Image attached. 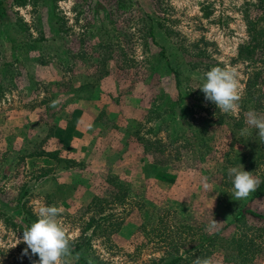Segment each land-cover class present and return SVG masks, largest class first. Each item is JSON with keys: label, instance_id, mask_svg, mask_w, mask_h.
Masks as SVG:
<instances>
[{"label": "rangeland", "instance_id": "1", "mask_svg": "<svg viewBox=\"0 0 264 264\" xmlns=\"http://www.w3.org/2000/svg\"><path fill=\"white\" fill-rule=\"evenodd\" d=\"M0 8V264H27L22 220L31 225L42 206L59 207L69 240L90 236L84 256L106 264H162L233 210L264 215V198L235 200L220 173L245 156V171L264 174V160L254 168L263 144L245 123L249 111L264 114V51L238 55L249 25L264 27V0H0ZM206 64L238 73L237 113L205 100ZM181 103L185 117L174 118ZM144 139L161 140L154 146L165 152L146 155ZM14 207L11 229L2 219ZM232 233L212 264H234L223 251ZM251 264H264V253Z\"/></svg>", "mask_w": 264, "mask_h": 264}, {"label": "trees", "instance_id": "2", "mask_svg": "<svg viewBox=\"0 0 264 264\" xmlns=\"http://www.w3.org/2000/svg\"><path fill=\"white\" fill-rule=\"evenodd\" d=\"M24 0H16V3L23 2ZM50 1H61V0H50ZM4 15V10L0 8V18ZM1 21V19H0ZM1 23V22H0ZM249 35H250V41L245 43L243 46L239 49V57L244 58V56L247 59H253L256 51H264V27L263 26H256L254 24L249 25ZM207 58L203 57V63L204 60ZM198 61V60H197ZM199 62H196L194 59L189 60L188 64L189 66L194 69L197 67ZM201 63V62H200ZM209 64H206L203 66V72L210 70ZM173 73L175 82L178 83V73L174 70H171ZM88 87L87 85H84L80 87V89H85ZM180 102L182 99L180 98ZM181 108L177 106V109L179 110V113L174 115L175 110L173 112H170L171 116H174V118L182 119L185 117V107H183V104L181 103ZM222 117V116H220ZM222 118L219 120V123L222 122ZM167 134L168 130H165ZM170 138V134L168 135ZM159 141V142H157ZM161 140H154V142H151V139H144L143 140V146L145 147L146 155H154V153L159 152L160 154H163L165 152L164 145L161 146H154L156 144H160ZM153 149V152H152ZM245 156L240 158L239 160L235 161L237 164H233L232 162H229V160H226V166H223L222 169H220V173L224 172L223 174H228V169L230 167H239L240 164L245 163ZM264 160V144L260 148L259 153L257 154L255 158V165H259V162ZM156 162V161H155ZM160 163V162H159ZM112 176H108L105 182H111ZM231 179V178H230ZM259 179L261 181L259 187L255 192H252L250 194V200L258 199V198H264V174L259 175ZM120 180V179H119ZM124 181V180H122ZM231 183V182H230ZM120 184H122L120 182ZM116 187V184H115ZM117 188V187H116ZM118 191L121 192V196H118L119 194H116L115 197L118 196V201H123L125 197V192L118 188ZM7 210L9 214L8 216H3V223L6 227H9L11 229L17 228V225L14 223L16 220L20 219L18 212H16V208H8ZM15 217V218H12ZM31 218H34L31 216ZM16 219V220H15ZM24 222H27V226H30V218H26L25 220H22ZM90 226V225H89ZM88 226V227H89ZM233 229V233L231 237L228 239L231 243V246L229 248H226L225 258H229L231 262H234V264H251L258 256L264 253V215L257 213L251 209H242L239 208L237 210H233L231 212V219L229 222L223 224L219 228L207 232L203 234L201 239L197 241L196 243L192 244L190 247H185L181 252H179L180 248H174L175 257L169 258L168 260H160L162 264H193V261L197 258H210L212 255L217 253L219 251V246L217 247V244L220 241L226 240L224 238L223 233L227 232L228 230ZM251 233H249V231ZM17 231V230H15ZM83 240V242H81ZM71 242V241H70ZM90 242V236H84L80 241L71 242L70 245V255L72 256L73 260L68 262V264H106L100 260L94 261H88L86 257L83 254L82 249L84 246L89 244ZM26 248V245L21 243L20 247ZM183 247V246H182ZM217 247V248H216ZM30 254V250H29ZM28 260L27 264H33V261L38 260L39 258L37 256H31L30 255L26 257Z\"/></svg>", "mask_w": 264, "mask_h": 264}, {"label": "clouds", "instance_id": "3", "mask_svg": "<svg viewBox=\"0 0 264 264\" xmlns=\"http://www.w3.org/2000/svg\"><path fill=\"white\" fill-rule=\"evenodd\" d=\"M202 80L198 88L204 93L205 100L214 103L225 114L237 113L241 91L238 73L234 69L214 66L203 73ZM57 103L58 101H53L51 106L56 107ZM245 123L248 128L256 130V139L264 144V114L249 111ZM243 131L246 132L247 128ZM228 176L231 178L233 195L237 201L249 197L261 183L258 177L245 171L242 165L230 167ZM60 213V208L55 205L40 207L36 213L37 219L23 230L22 238L18 239V244L26 245L22 255L39 258L33 264H68L66 257L70 255L71 242L66 228L58 219ZM193 264H212V261L210 258L197 257Z\"/></svg>", "mask_w": 264, "mask_h": 264}, {"label": "crops", "instance_id": "4", "mask_svg": "<svg viewBox=\"0 0 264 264\" xmlns=\"http://www.w3.org/2000/svg\"><path fill=\"white\" fill-rule=\"evenodd\" d=\"M80 123L82 122H79L76 129H77V132L80 134V133H85V130H87V120H83V123L82 125H80Z\"/></svg>", "mask_w": 264, "mask_h": 264}]
</instances>
